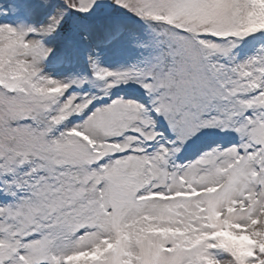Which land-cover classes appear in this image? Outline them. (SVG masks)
I'll return each mask as SVG.
<instances>
[{
	"label": "snow or ice",
	"instance_id": "6c2138e0",
	"mask_svg": "<svg viewBox=\"0 0 264 264\" xmlns=\"http://www.w3.org/2000/svg\"><path fill=\"white\" fill-rule=\"evenodd\" d=\"M0 264H264V0H0Z\"/></svg>",
	"mask_w": 264,
	"mask_h": 264
}]
</instances>
